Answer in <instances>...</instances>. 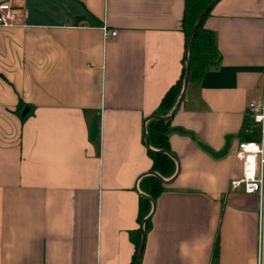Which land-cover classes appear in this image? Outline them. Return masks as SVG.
Segmentation results:
<instances>
[{
    "label": "crops",
    "instance_id": "crops-1",
    "mask_svg": "<svg viewBox=\"0 0 264 264\" xmlns=\"http://www.w3.org/2000/svg\"><path fill=\"white\" fill-rule=\"evenodd\" d=\"M11 2L16 24L0 25V264H132L152 166L144 129L182 70L184 0ZM204 24L219 59L187 80L169 116L175 173L150 201L137 264H264V185L229 186L241 172L231 149L260 137L246 107L264 97V0H217Z\"/></svg>",
    "mask_w": 264,
    "mask_h": 264
},
{
    "label": "trees",
    "instance_id": "trees-1",
    "mask_svg": "<svg viewBox=\"0 0 264 264\" xmlns=\"http://www.w3.org/2000/svg\"><path fill=\"white\" fill-rule=\"evenodd\" d=\"M212 0H184V9L181 18V28L186 38L184 63L179 77L173 82L162 95L156 110L146 120L144 139L149 141L147 151L152 158L151 170L142 178L145 180L144 192L139 194L138 218L141 226L134 235L131 232V239L135 245L132 264L137 261V253L142 241V232L146 231L149 218H144L151 209L150 201L153 202L156 195L165 189L166 181L175 173L173 153L169 148L168 134L169 116L173 112L181 92L184 89V77L188 62V79L200 78L211 64L219 59V51L215 43V35L211 28L205 26L204 21L211 8L205 13L202 20L197 23L199 15ZM194 28V29H193ZM193 29V31H192ZM192 31V32H191ZM183 93V92H182ZM182 97V96H181ZM181 99V98H180ZM170 111V112H169ZM169 112V114L167 113ZM216 154V152H214ZM145 237V236H144ZM144 241V238H143Z\"/></svg>",
    "mask_w": 264,
    "mask_h": 264
},
{
    "label": "built area",
    "instance_id": "built-area-1",
    "mask_svg": "<svg viewBox=\"0 0 264 264\" xmlns=\"http://www.w3.org/2000/svg\"><path fill=\"white\" fill-rule=\"evenodd\" d=\"M17 11L11 0L0 1V25L16 24ZM105 36L114 35L116 29L103 27ZM247 112L251 120L260 128L258 139H240L232 152L241 161V172L230 178L231 188H242L246 192L262 193L264 175L262 164L264 162V97L250 99L247 103Z\"/></svg>",
    "mask_w": 264,
    "mask_h": 264
},
{
    "label": "water",
    "instance_id": "water-1",
    "mask_svg": "<svg viewBox=\"0 0 264 264\" xmlns=\"http://www.w3.org/2000/svg\"><path fill=\"white\" fill-rule=\"evenodd\" d=\"M216 1H217V0H212L211 3H209V4L204 8V10L202 11V13H201V14L199 15V17H198L197 23H198L199 21L202 20V18H203V16L205 15V13L211 8V6H212ZM193 29H194V28H193ZM193 29H192V31H193ZM192 31H191V32H192ZM187 80H188V62H187V65H186V73H185V77H184V87H185V85H186V83H187ZM182 92H183V91H182ZM182 92H181V94H180V96H179V99H178L176 105H178V103H179V100H180V98H181V96H182ZM28 110H29V105H28V104H23V105L21 106V108H20V116L25 115V113H26ZM152 115H154V116H161V115H157V114H152ZM146 143L149 144V141H148L147 138H146ZM150 172L156 173L155 171H152V170H151ZM149 215H150V214H148V215L144 218V220H145L146 218H148ZM144 236H145V233H144V231H143V232H142V241H141L140 246H139V248H138L137 261H138L140 255H141V252H142V249H143V238H144ZM135 264H137V262H136Z\"/></svg>",
    "mask_w": 264,
    "mask_h": 264
}]
</instances>
